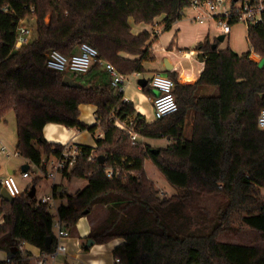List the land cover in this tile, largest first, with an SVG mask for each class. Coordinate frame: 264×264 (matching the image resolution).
Segmentation results:
<instances>
[{
    "label": "trees",
    "instance_id": "trees-1",
    "mask_svg": "<svg viewBox=\"0 0 264 264\" xmlns=\"http://www.w3.org/2000/svg\"><path fill=\"white\" fill-rule=\"evenodd\" d=\"M193 1L0 0V121L14 113L15 149L42 170L63 148L44 139L46 124L92 134L94 146L77 144L82 155L61 174L67 180L85 178L87 184L73 194L60 193L66 203L57 207L56 217L70 232L81 217L104 208V218L86 240L101 245L121 239L112 250L119 260L114 264H264V245L217 240L221 233L242 229L264 236V129L257 126L264 110V64L258 65L264 59V11L261 21L246 24L248 51L218 49L217 38L206 37L193 48L204 63L194 83H179L175 72H164L174 83L177 110L160 119L147 122L136 112L104 67L108 62L124 75L144 73V63L154 59L155 36L148 31L133 34L129 19L152 24L163 15L162 24L169 30ZM227 1L231 27L242 22L243 4L256 0ZM28 16L35 20L34 35L16 49V27ZM83 43L98 51L97 62L86 73L46 66L49 51L69 56ZM251 52L259 56L257 61ZM65 76L80 86L63 85ZM204 87L216 88V94L200 95ZM142 91L154 97L149 83ZM80 105L94 106L93 125L80 120ZM188 118L191 133L186 139ZM117 119L132 121L130 130L117 127ZM131 130L139 136L135 143ZM140 139H166L168 144L153 147ZM147 160L180 192L159 197L144 170ZM38 182L34 179L32 185ZM202 197H217L218 203L208 209L199 202ZM0 218V251L12 264H31L24 244L54 252V218L36 193L28 196V187L11 201L0 198Z\"/></svg>",
    "mask_w": 264,
    "mask_h": 264
},
{
    "label": "crops",
    "instance_id": "crops-1",
    "mask_svg": "<svg viewBox=\"0 0 264 264\" xmlns=\"http://www.w3.org/2000/svg\"><path fill=\"white\" fill-rule=\"evenodd\" d=\"M227 6L229 5H226V7ZM199 15L204 17L202 22L194 20L195 16ZM205 16L207 15L199 10H190L187 16L183 14L182 18L175 22L169 30L165 29V26L162 24V20L164 18L163 15L157 17L152 24H135L132 19H129L133 34L137 35L142 31H148L155 36V40L151 46L154 59L144 63L145 72L140 74L139 77L130 75L129 79L124 83V88L122 90L124 100L131 101L135 111L142 114L147 122L153 121L152 97L146 95L142 91V88L137 84L139 78L149 80L155 73L164 74V64L166 60L172 67L170 72H175L177 74V80L179 83H194L202 72L204 63L199 61V52L195 51L193 48L197 43L202 42L206 37L212 41L214 38H217V35H223V39L218 40V49L230 47L238 54L249 50L246 40L247 26L245 23L241 24V22H239L231 26L229 33L224 35L221 33L220 27L216 25L215 21ZM215 30H217V32L213 34ZM241 37L244 39V45L240 43ZM221 43L226 47L220 48ZM204 88L206 89V87ZM204 88L199 91V94L201 93L200 95L208 96L216 94V88L215 90H205ZM205 91L209 92V94H203ZM153 95H155L154 92ZM94 109L95 108L92 105H80V120L87 125H93L95 123ZM7 120L8 118L5 119L4 117L0 123L6 124ZM186 126L188 127L187 132L185 131ZM186 126L184 128V137L188 139L191 133V119H187ZM43 137L48 142L61 145L70 143L94 146V139L92 138V140L90 138L87 131L66 128L63 125L56 123H48L44 126ZM2 139L3 137L0 133V140L4 142V139ZM140 140H143L146 143L148 142L149 145L153 146L152 142L166 139H157L155 141H153V139ZM167 144L168 140H166V145ZM27 165L28 163L23 165L21 170L23 167H27ZM7 171L9 174L12 172L15 173L12 168H8ZM53 184L51 186L50 195L44 194L39 197H37V187H35L37 200L42 197L53 196V188L55 186V184ZM85 186L86 185H84V187ZM55 190L57 193V189ZM53 197L55 202L57 196ZM103 211V209H98L96 207L90 215L81 217L75 227L69 232V235L60 241L61 244L65 246V252L57 254L54 258H46L45 263L47 264L49 261L50 264H56V260L58 259V264H114L115 260L112 256V250L122 242L121 239H115L101 245L93 244L88 249L83 248V241L86 240L92 226L96 225L104 218L105 213L103 214ZM2 223L3 221L0 218V224ZM22 249L30 254L31 264L34 262V259L40 255L39 249L31 245L24 244ZM6 258V253L4 251H0V261H4Z\"/></svg>",
    "mask_w": 264,
    "mask_h": 264
},
{
    "label": "built area",
    "instance_id": "built-area-1",
    "mask_svg": "<svg viewBox=\"0 0 264 264\" xmlns=\"http://www.w3.org/2000/svg\"><path fill=\"white\" fill-rule=\"evenodd\" d=\"M225 2L226 0H194L191 3L190 10H199L205 13L207 15L205 17L213 19L216 25L220 27L221 33L226 35L230 31V26L227 23L226 18L229 16L231 9L230 4L226 7ZM32 11L33 9H31V12ZM263 11L264 0H256L254 5L244 3L241 9V21L245 24L259 22L261 21V14ZM203 18L202 15H199L195 16L194 20L202 22ZM33 35L34 30L32 32V29L25 24L24 19L19 20L16 27L15 48L18 49L27 45L31 41ZM250 58L257 61L259 56L256 53L251 52ZM97 60L98 51L94 47L85 43L79 45L77 51L69 56L63 55L57 50H51L46 54V66L52 70L60 72L84 74L95 62H97ZM104 67L112 77V85L121 92L124 88V83L129 79L130 75H135L137 77L140 76L139 73H133L130 75L121 74L108 62H104ZM148 81L152 91L155 93L152 98L153 120L160 119L175 112L177 110V105L172 95V89L174 86L173 81L161 73L153 74ZM125 122L126 121H120L117 119L115 125L119 128L130 130L132 121H130L129 124H125ZM257 126L260 129H264V110H262L258 116ZM129 133L133 143L139 140V136L132 130ZM80 155H82V151L77 144H64L60 154L55 157L56 160L55 163H52L50 172H46V169L42 170L40 167H37V169L45 177L55 179L56 175L62 174L63 171L72 168ZM0 156L10 158L17 157L19 154L16 150L10 151L0 140ZM28 171V169L22 171L21 178H28ZM112 175L113 171L109 170L107 176L110 177ZM0 184L12 197H16L23 192V190L18 187L13 174L2 179ZM159 194L161 196L163 195L161 192ZM38 202L46 204L49 208L55 205L53 196L42 197ZM53 226L56 229L55 237L57 239V245L54 252L50 254L40 252V255L34 259L33 264H45L46 258H54L57 254L65 252V246L62 245L60 241L63 238H66L69 235V232L62 226L58 219L54 220ZM4 262L6 264H12L11 260L8 258H6ZM115 262H119V260L115 259Z\"/></svg>",
    "mask_w": 264,
    "mask_h": 264
},
{
    "label": "rangeland",
    "instance_id": "rangeland-1",
    "mask_svg": "<svg viewBox=\"0 0 264 264\" xmlns=\"http://www.w3.org/2000/svg\"><path fill=\"white\" fill-rule=\"evenodd\" d=\"M230 3L225 2V5H229ZM190 9L184 10V14L187 16L188 12ZM24 22L28 27L32 29V32L35 28V20L33 16H28L24 18ZM244 22H241L243 24ZM217 30L213 32L215 34ZM218 37V35H217ZM240 43L244 45V39L241 37ZM225 48L226 46L223 45L222 43L220 44V48ZM205 89V88H204ZM215 90L213 87H206L205 90ZM215 92V91H214ZM201 94V93H200ZM203 94H209V92L205 91ZM7 123L3 124L0 123V133L3 137V143L4 145L10 150L14 151L15 149V141H16V124H15V118H14V113L10 112L5 116V119H7ZM185 131H188V127L186 126ZM88 132V131H87ZM90 135V138L92 139V134L88 132ZM99 131H95V135H99ZM93 140V139H92ZM157 139H153L155 141ZM148 143V142H147ZM153 146L156 147H164L166 145V140H161V141H156L152 142ZM55 157L52 156L47 160L46 163V172L51 171V166L52 163H55ZM45 161V159H44ZM27 161L23 159L20 156L17 157H10L6 158L4 156H0V181L10 175L7 171L8 168H12V170L15 171L13 174V177L18 185V187L22 190H25L28 187V190L30 189L32 185V181L34 179H38L39 182L35 185L36 190H37V197L41 195H50L51 192V186L54 183L57 189V197L55 200V205L49 208L50 214L53 216L54 220L57 219L56 217V209L58 206L65 204V198L60 196L61 192H66L68 194H72L76 192L77 190H80L84 187V185L87 184V181L85 178H71L70 180H67L61 176V174H58L55 176V179H51L48 177H45L42 175V173L37 169L36 166L32 164H28L30 167L29 172V177L28 178H21V167L25 165ZM144 170L146 173V176L152 180L154 183V188L158 192L159 197H166L168 198L172 194H175L178 191V189H175L171 187L167 181L164 179V177L157 171V169L153 166L151 161L147 160L144 164ZM53 184V185H54ZM162 193L163 195L161 196L159 193ZM199 202L205 206L208 209H212L215 207V205L218 203V198L217 197H202L199 199ZM101 208L104 210L102 207H98V209ZM105 211H103V214ZM101 214V212H100ZM53 232H56L55 227L53 228ZM217 240L221 243H229V244H239V245H255V244H260L264 245V236H262L259 232L250 230V229H242L237 232H231V231H226L224 233H221L218 235ZM87 240L83 241V246L86 245ZM60 258V257H59ZM58 260V259H57ZM58 264L59 262H57ZM31 262V259H30ZM33 264V263H32ZM46 264V263H45ZM47 264H50L49 261Z\"/></svg>",
    "mask_w": 264,
    "mask_h": 264
},
{
    "label": "water",
    "instance_id": "water-1",
    "mask_svg": "<svg viewBox=\"0 0 264 264\" xmlns=\"http://www.w3.org/2000/svg\"><path fill=\"white\" fill-rule=\"evenodd\" d=\"M234 1H236V0H234ZM223 37H224L223 35H220V36L217 37V40H222ZM212 48H215V45H212ZM199 61H200V62H203L202 54H199ZM263 64H264V59H261V60L259 61L258 65H259V66H262ZM171 68H172L171 65L168 64L167 61L165 60V64H164L165 72H169V71H171ZM62 84H63V85H66V86H71V87H79V86H80L78 83H76L74 80H72V79H71L70 77H68V76H65V77L63 78V80H62ZM137 84H138L141 88H143V87H145V86L148 84V80L145 79V78H139L138 81H137ZM99 162H100V163H103V158H102V156L99 157ZM26 169H27V167L25 166V167H23L22 171H25ZM11 174H14V172H12ZM34 195H35V186H31L30 189L28 190V196H29L30 198H32V197H34ZM0 198H1V199H4V200H7V201H11V200H13L14 197L10 196V195L8 194V192L6 191V189L2 187V188H1V191H0ZM50 244H51V239L48 238V239L46 240V244H45V246H46L47 249L50 248ZM93 244H94V243H93L92 240H90V239L87 240V243H86L87 247H90V246H92Z\"/></svg>",
    "mask_w": 264,
    "mask_h": 264
}]
</instances>
